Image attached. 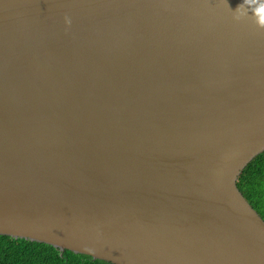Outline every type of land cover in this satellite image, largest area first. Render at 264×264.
<instances>
[{"label":"water","instance_id":"95a60500","mask_svg":"<svg viewBox=\"0 0 264 264\" xmlns=\"http://www.w3.org/2000/svg\"><path fill=\"white\" fill-rule=\"evenodd\" d=\"M241 3L0 0V235L264 264L238 185L264 152V29Z\"/></svg>","mask_w":264,"mask_h":264},{"label":"trees","instance_id":"16d2710c","mask_svg":"<svg viewBox=\"0 0 264 264\" xmlns=\"http://www.w3.org/2000/svg\"><path fill=\"white\" fill-rule=\"evenodd\" d=\"M238 185L245 196L264 218V152L259 154L241 174ZM0 264H112L93 259L71 250L61 252L57 247L0 235Z\"/></svg>","mask_w":264,"mask_h":264},{"label":"clouds","instance_id":"9594fccd","mask_svg":"<svg viewBox=\"0 0 264 264\" xmlns=\"http://www.w3.org/2000/svg\"><path fill=\"white\" fill-rule=\"evenodd\" d=\"M248 11H251L255 17V23L258 27L264 29V0H260V2H257V0H242V3L234 11L236 13L234 19L240 20L247 15ZM65 22L71 23L67 16L65 17Z\"/></svg>","mask_w":264,"mask_h":264}]
</instances>
